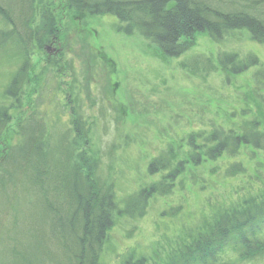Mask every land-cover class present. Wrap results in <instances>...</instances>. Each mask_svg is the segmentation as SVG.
Returning <instances> with one entry per match:
<instances>
[{"label": "rangeland", "instance_id": "rangeland-1", "mask_svg": "<svg viewBox=\"0 0 264 264\" xmlns=\"http://www.w3.org/2000/svg\"><path fill=\"white\" fill-rule=\"evenodd\" d=\"M38 2L33 9L36 25L42 20ZM51 3L59 30L41 46L34 40L32 67L17 96L7 89L23 58L11 44L0 51V107L11 117L0 142V250L9 237L24 244L33 239L26 231L29 219L24 214L31 202L26 201L24 178L19 169L8 174L2 169L21 141L23 122L38 118L49 125L54 142L61 135L71 141L75 115H81L89 130L87 149L97 157L99 177L113 185L120 208L130 194L163 178L165 172L148 170L163 150L172 147L177 158L185 159L193 133L219 126L240 131L254 119L264 123V86L255 77L258 67L228 82L221 67L206 71L190 66L207 56L215 59L222 50L241 57L254 53L264 66V42L255 40L249 30H231L219 42L208 32L196 33L188 51L172 57L139 31H119L114 15H91L61 0ZM65 63L70 68L62 69ZM42 91L49 100L35 111ZM235 162L244 170L230 173ZM258 190H264V150L246 146L236 156L188 163L171 192L150 198L144 216L115 212L99 264H122L130 256L160 264L169 249L186 238L188 228H202L218 207ZM27 214L35 218L38 211L32 208ZM55 258L58 264L64 262H59L61 254ZM229 261L264 264V253L248 259L232 254Z\"/></svg>", "mask_w": 264, "mask_h": 264}, {"label": "trees", "instance_id": "trees-1", "mask_svg": "<svg viewBox=\"0 0 264 264\" xmlns=\"http://www.w3.org/2000/svg\"><path fill=\"white\" fill-rule=\"evenodd\" d=\"M71 8L91 15L111 14L117 17L119 31L132 34L139 31L156 44L167 56L180 57L194 44L196 33L208 32L214 41H221L231 30L247 29L255 40L264 42V0H61ZM38 0H0V51L13 45L23 58V64L7 89L17 96L32 67L31 50L59 30L51 0L40 4L42 20L33 19L34 3ZM8 25V27H7ZM183 65H187L186 62ZM251 53L241 57L237 52L222 50L216 58L207 56L200 64L206 71L223 70L226 80L251 67H258L257 84L264 86V66ZM189 66V64L187 65ZM260 66V67H259ZM70 68L68 63L62 69ZM49 99L40 92L37 107ZM38 118L21 124V141L3 166L5 174L19 169L24 178L27 211L36 208L38 214L28 220L27 230L33 239L27 243L9 237L0 250V264H47L60 255V264H99L102 244L113 226L115 212L142 217L150 198L157 193L171 192L186 165H201L224 154L236 156L251 146L264 150V123L254 119L237 131L223 126L193 133L188 141L187 158H177L163 150L149 164L151 174L165 172L153 182L130 194L120 208L113 185L98 175L97 157L89 152L88 127L81 115H75L74 139L59 136L55 142L48 126ZM9 113L0 107V142ZM200 140V141H199ZM85 144V149L81 148ZM4 161L3 164H5ZM244 170L240 162L229 171ZM12 173V171H11ZM14 218L13 226H15ZM29 224L31 230L29 231ZM264 190L249 192L229 205L218 207L202 228H188L186 238L172 246L160 264H232V254L241 259L264 253ZM13 241V244H12ZM10 243V245H9ZM58 264V263H56ZM122 264H145L143 257L132 256Z\"/></svg>", "mask_w": 264, "mask_h": 264}]
</instances>
